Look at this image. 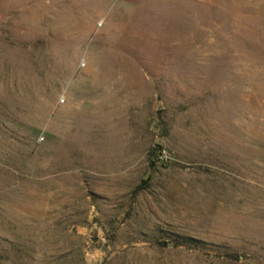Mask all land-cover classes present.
Listing matches in <instances>:
<instances>
[{"label":"rangeland","instance_id":"374dc122","mask_svg":"<svg viewBox=\"0 0 264 264\" xmlns=\"http://www.w3.org/2000/svg\"><path fill=\"white\" fill-rule=\"evenodd\" d=\"M0 264H264V0H0Z\"/></svg>","mask_w":264,"mask_h":264}]
</instances>
